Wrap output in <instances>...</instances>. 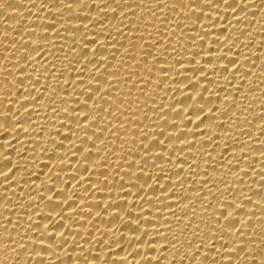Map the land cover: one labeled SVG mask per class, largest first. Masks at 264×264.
Returning <instances> with one entry per match:
<instances>
[{
  "label": "bare ground",
  "instance_id": "6f19581e",
  "mask_svg": "<svg viewBox=\"0 0 264 264\" xmlns=\"http://www.w3.org/2000/svg\"><path fill=\"white\" fill-rule=\"evenodd\" d=\"M0 264H264V0H0Z\"/></svg>",
  "mask_w": 264,
  "mask_h": 264
}]
</instances>
